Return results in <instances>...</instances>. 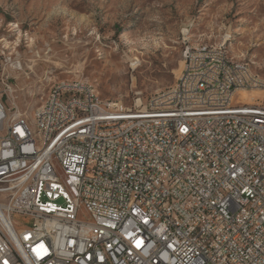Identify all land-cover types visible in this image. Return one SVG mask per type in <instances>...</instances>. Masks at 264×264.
I'll list each match as a JSON object with an SVG mask.
<instances>
[{"label": "built area", "instance_id": "2783aa9c", "mask_svg": "<svg viewBox=\"0 0 264 264\" xmlns=\"http://www.w3.org/2000/svg\"><path fill=\"white\" fill-rule=\"evenodd\" d=\"M185 44L133 106L85 79L31 118L0 96V264H264V98L236 97L264 81Z\"/></svg>", "mask_w": 264, "mask_h": 264}, {"label": "rangeland", "instance_id": "374dc122", "mask_svg": "<svg viewBox=\"0 0 264 264\" xmlns=\"http://www.w3.org/2000/svg\"><path fill=\"white\" fill-rule=\"evenodd\" d=\"M186 31L192 41L228 38L229 58L264 81V0H0V96L29 118L63 79L93 83L106 101L146 102L176 82Z\"/></svg>", "mask_w": 264, "mask_h": 264}, {"label": "bare ground", "instance_id": "6f19581e", "mask_svg": "<svg viewBox=\"0 0 264 264\" xmlns=\"http://www.w3.org/2000/svg\"><path fill=\"white\" fill-rule=\"evenodd\" d=\"M183 34H184V32H183ZM184 35H185L184 41H185V43L189 44V46H192V51H200V50L204 49V43L205 42L192 41L191 38L189 37L188 31H186ZM227 40H228V38L224 40V44H221V47H220L221 59H228V63H233L235 65H245V66L251 67L250 63H248V62H244L242 60H233V59L229 58V56H228L229 50H228ZM183 60H186V44H185V48L183 50ZM135 64H137V63H135ZM59 81H61V80H59ZM238 91L249 92L251 95V99H253V101H255L257 97H262V95L260 94L261 89H258V88H254L252 90H246V89L242 88V89H238L236 92H238ZM242 101H244V100L242 99ZM33 111H35V109Z\"/></svg>", "mask_w": 264, "mask_h": 264}]
</instances>
